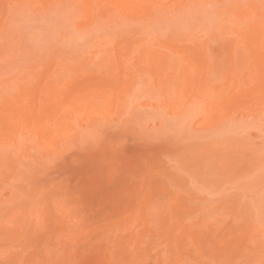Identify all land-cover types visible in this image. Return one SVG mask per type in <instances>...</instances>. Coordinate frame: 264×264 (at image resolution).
<instances>
[{
	"label": "rangeland",
	"instance_id": "obj_1",
	"mask_svg": "<svg viewBox=\"0 0 264 264\" xmlns=\"http://www.w3.org/2000/svg\"><path fill=\"white\" fill-rule=\"evenodd\" d=\"M252 240L264 0H0V264H264Z\"/></svg>",
	"mask_w": 264,
	"mask_h": 264
},
{
	"label": "bare ground",
	"instance_id": "obj_2",
	"mask_svg": "<svg viewBox=\"0 0 264 264\" xmlns=\"http://www.w3.org/2000/svg\"><path fill=\"white\" fill-rule=\"evenodd\" d=\"M180 74H181V73H180ZM179 76H181V75H178V77H179ZM178 77H177V78H178ZM185 118L187 119L188 117L185 116ZM184 120H185V119H184ZM186 121H187V120H185L184 122L186 123ZM184 122H183V124H182L183 127H184V125H185ZM191 134H192V133H191ZM193 135H194V134H193ZM185 136H186V135H185ZM187 136H189V135H187ZM191 136H192V135H191ZM217 237H218V236H217ZM220 237H221V236H220ZM220 237H219V238H220ZM221 239H222V238H221ZM223 239H224V237H223ZM223 239H222V240H223ZM260 241H261V242H260ZM222 242L224 243V241H222ZM252 242L256 245V248H255L256 251H254V252L257 253L258 250H261V247L264 248V246L262 245L264 242H263L262 240H258V242L255 241V240H252ZM259 242H260V243H259Z\"/></svg>",
	"mask_w": 264,
	"mask_h": 264
}]
</instances>
